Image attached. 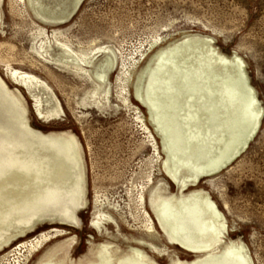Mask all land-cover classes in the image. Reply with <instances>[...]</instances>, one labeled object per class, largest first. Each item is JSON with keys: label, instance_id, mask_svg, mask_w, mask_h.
<instances>
[{"label": "rangeland", "instance_id": "rangeland-1", "mask_svg": "<svg viewBox=\"0 0 264 264\" xmlns=\"http://www.w3.org/2000/svg\"><path fill=\"white\" fill-rule=\"evenodd\" d=\"M207 48L240 59L260 126L182 191L223 150L197 125L222 79ZM230 243L264 264V0H0V264H247Z\"/></svg>", "mask_w": 264, "mask_h": 264}, {"label": "bare ground", "instance_id": "bare-ground-1", "mask_svg": "<svg viewBox=\"0 0 264 264\" xmlns=\"http://www.w3.org/2000/svg\"><path fill=\"white\" fill-rule=\"evenodd\" d=\"M170 50H172V49H170ZM207 50H208V48H207ZM208 53H209L208 55H210V59L212 60V64L214 62L215 64L222 66L221 67V72H222V75L221 76H222V79L217 78V77H219V75L216 76L217 79L215 80V82L214 81L212 82L213 85L210 86V88L208 89L209 91L207 93L205 92L207 94L206 96L208 97V100H206L203 105L202 104L201 105L199 104L198 106H196V108H199L200 109V111H199L200 113H201L202 107L205 106L204 107V110H203V114H201V116L198 117L199 119L200 118H205V120L204 121H201V122H198L197 125H198V127H200V128L202 127L203 129H205L206 132L207 131L210 132L211 135H215L216 138H214V139L217 140V141H219L218 143H219V145H221V147H222L223 150L222 149H219V150H222V151L220 152V154L218 153L219 154L218 157H216L214 160H211V161H208V162H205V163H202L201 161L200 162H197V163L195 162L194 163L193 173H192V176H191L192 180L191 181L190 180L189 181H185V179H182L181 180L180 190H182V191H183L184 188L188 187L189 185L195 184V182H196V180L198 178H201L202 179V178L212 177L214 175H211V173H214L216 171H219L220 172L223 168H225L231 161H233L241 152H243L246 149V146L254 138L253 137V134L256 132L257 127L259 125V114H260V110L257 108V104L255 103L254 93L248 87L247 82H246V80L244 78V75L242 73L243 72L242 71L243 69H242V66H241L240 59L237 58V57H233V58L230 59V58H226V57L221 56V55L214 54L213 50H211V49L208 50ZM161 59H162V57H161ZM202 59H203V57H202ZM165 63H166V61H165ZM201 69H204V68H201ZM217 69H218V67H217ZM188 70H189V68H188ZM193 71H195V70H193ZM200 71H202V70H200ZM187 72H186V74H187ZM11 74L15 78H18L19 80H21V82H18L19 85H21L27 91H30L29 88L27 87V85L24 84V82L25 81L27 82L28 80H32L33 77H31L29 75H26V74H23V73H19L17 71H12ZM150 74H151V72H150ZM169 74H171V73H169ZM193 74H194V72H193ZM166 77H168V76H166ZM101 78H103V76H101ZM183 81H184V79H183ZM146 95H148V94H146ZM138 97L142 100V102L144 103V105L147 107L149 113L151 115L155 114L154 113V111H155L154 110V105L150 102L151 98H150V100H148L147 98H144V97L141 98L139 95H138ZM201 98H204V96L202 95ZM197 101H199V100H197ZM191 109H193V106H192ZM55 110H58V111H53V113H49L48 115L49 116H52V117L54 116L55 118H58L59 119L60 113H61V109L60 108H57ZM159 115L162 116V117L167 116L165 112H160ZM190 118H193V114L192 113L190 114ZM237 118L239 120H237ZM237 122L238 123L241 122L242 123V127H244V128H240V130L237 132V135H236L235 128L237 127L236 126ZM156 123H158V122H156ZM162 124H164V123H162ZM164 127H166V126H164ZM161 128H162V125H161ZM224 134H228V137H224L223 136ZM206 136H208V135H206ZM163 139H164V136H163ZM47 141L56 142V143H62V140L61 139H58L56 137L48 138ZM230 141H231V144L229 145L228 143ZM165 144H166V142H165ZM207 145H208V143H207ZM167 146H168V143H167ZM186 148H189V147H186ZM205 148H206V146H205ZM178 151H180V150H177V152ZM192 152L194 154L197 153L195 150H193ZM194 154L190 153L189 155L188 154H186V155H188L189 158H193L192 156H194ZM168 156H170V155H168ZM177 159L175 160L176 162L179 160V159L178 160ZM187 161H189V160H187ZM171 163H173V162H171ZM173 165H171V167ZM183 166H184V163H183ZM185 166H187V165H185ZM172 168H174V167H172ZM187 169H186V171H187ZM182 171H185V170H182ZM173 172H174L173 173L174 176L177 177L176 169H174ZM188 176H190V175H188ZM202 202H203V205L205 207V210L210 215L209 231L211 229L214 231V232H210L215 237V241H214V243L211 246H213V247L216 248L218 245H220L219 243L221 242L220 236L222 235L223 226L220 224V225H218V227H215V225H214L215 223L218 224L217 222L219 221V214H218V212H216L217 210H215V208L213 207L214 205H212V203H210L207 198L203 199ZM167 235H168V240H169L168 242H169V244H171V245H179V246H181V248L185 249L188 252H191V253H200V252H202V251L205 250V249H200V248H197V247H193L191 245H186L184 243H181L177 238H174L173 235H170V234H167ZM208 248H210V246ZM243 249H242L241 246H238V245H236L234 243H230L227 246H225V254L229 258L230 257H233V259H237V260H240V261H246L247 264H249V260L247 259L248 257H246L244 255L245 253L243 254ZM128 258L129 257H123L122 260L121 259L120 260L121 261H124V260H127ZM211 258H214V257H209L208 258L207 255H205V256L202 257L201 261L203 260V262H204V261H206L208 259H211Z\"/></svg>", "mask_w": 264, "mask_h": 264}, {"label": "water", "instance_id": "water-1", "mask_svg": "<svg viewBox=\"0 0 264 264\" xmlns=\"http://www.w3.org/2000/svg\"><path fill=\"white\" fill-rule=\"evenodd\" d=\"M147 108V107H146ZM259 126H260V117H259V125H258V127H257V130H256V132L253 134V137L256 135V133H257V131H258V129H259ZM248 146V145H247ZM246 146V147H247ZM244 152V151H243ZM232 162V161H231ZM230 162V163H231ZM229 163V164H230ZM219 171H216V172H214V173H211V175H215V174H217ZM210 175V176H211ZM201 178H198L197 180H196V182H195V184H191V185H189V186H191V187H194L197 183H198V181L200 180ZM187 188V187H186ZM186 188H184L183 190H185Z\"/></svg>", "mask_w": 264, "mask_h": 264}]
</instances>
